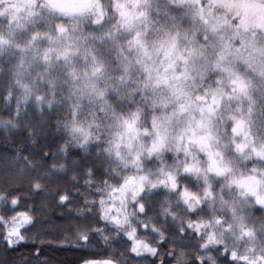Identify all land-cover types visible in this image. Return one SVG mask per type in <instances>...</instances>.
<instances>
[{
	"label": "clouds",
	"instance_id": "clouds-1",
	"mask_svg": "<svg viewBox=\"0 0 264 264\" xmlns=\"http://www.w3.org/2000/svg\"><path fill=\"white\" fill-rule=\"evenodd\" d=\"M45 213L93 264H264V0H0V244Z\"/></svg>",
	"mask_w": 264,
	"mask_h": 264
},
{
	"label": "trees",
	"instance_id": "trees-1",
	"mask_svg": "<svg viewBox=\"0 0 264 264\" xmlns=\"http://www.w3.org/2000/svg\"><path fill=\"white\" fill-rule=\"evenodd\" d=\"M59 213H45L33 238L9 246L0 244V264H93V258L64 236Z\"/></svg>",
	"mask_w": 264,
	"mask_h": 264
},
{
	"label": "snow or ice",
	"instance_id": "snow-or-ice-1",
	"mask_svg": "<svg viewBox=\"0 0 264 264\" xmlns=\"http://www.w3.org/2000/svg\"><path fill=\"white\" fill-rule=\"evenodd\" d=\"M11 242V241H10Z\"/></svg>",
	"mask_w": 264,
	"mask_h": 264
}]
</instances>
